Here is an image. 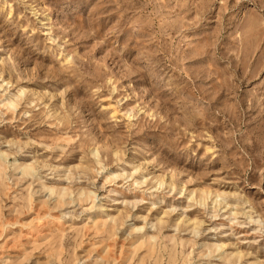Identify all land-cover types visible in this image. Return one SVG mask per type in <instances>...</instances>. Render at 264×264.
<instances>
[{"label": "clouds", "instance_id": "1", "mask_svg": "<svg viewBox=\"0 0 264 264\" xmlns=\"http://www.w3.org/2000/svg\"><path fill=\"white\" fill-rule=\"evenodd\" d=\"M0 264H264V0H0Z\"/></svg>", "mask_w": 264, "mask_h": 264}]
</instances>
